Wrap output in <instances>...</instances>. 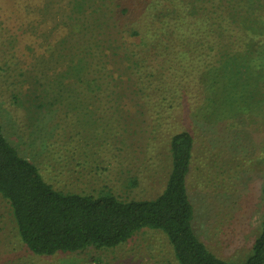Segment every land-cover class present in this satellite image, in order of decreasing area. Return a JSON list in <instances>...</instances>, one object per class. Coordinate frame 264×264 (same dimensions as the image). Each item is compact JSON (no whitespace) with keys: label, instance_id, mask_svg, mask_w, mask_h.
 <instances>
[{"label":"trees","instance_id":"16d2710c","mask_svg":"<svg viewBox=\"0 0 264 264\" xmlns=\"http://www.w3.org/2000/svg\"><path fill=\"white\" fill-rule=\"evenodd\" d=\"M16 1L28 17L23 35L34 38L41 51L22 73L24 83L31 82L34 92H56L52 104L37 109L53 110L64 101L84 109L96 103L119 109L127 99L135 105L167 96L179 102L182 94L194 104L190 87L184 92L180 85L187 84L190 70L203 66L207 92L233 98L238 92L242 98L259 75L254 59L247 63L250 46L245 53L234 46L244 30L260 25L257 12L263 6L255 9L254 0ZM194 150L189 132L172 135L167 181L152 200L63 193L7 140L0 122V196L9 204L22 244L37 256L116 249L147 228L166 236L177 264H264V183L260 231L244 261L217 257L196 235L186 185Z\"/></svg>","mask_w":264,"mask_h":264},{"label":"rangeland","instance_id":"374dc122","mask_svg":"<svg viewBox=\"0 0 264 264\" xmlns=\"http://www.w3.org/2000/svg\"><path fill=\"white\" fill-rule=\"evenodd\" d=\"M254 1L255 9L263 6L257 12L260 25L244 30L234 43L237 52L245 53L250 46L247 63L254 59L258 68L251 73L254 69L259 73L242 98L238 92L235 98L231 93L207 92L203 66L190 70L187 84L180 85L184 92L190 87L194 104L186 103L187 94H182L179 102L167 96L135 105L127 99L126 107L119 109L100 103L84 109L64 101L54 104L53 110H42L34 106L52 104L56 92H34L33 84L24 83L22 76L41 51L34 38L23 35L28 17L18 1L0 0V122L5 137L54 189L111 194L129 201L152 200L163 192L170 139L189 132L195 144L186 179L195 212L192 227L217 257L244 261L263 215L264 0ZM243 28H248L247 22ZM172 252L162 232L145 228L116 249L37 256L22 244L9 204L0 196V264H96L94 258L98 264H177Z\"/></svg>","mask_w":264,"mask_h":264}]
</instances>
